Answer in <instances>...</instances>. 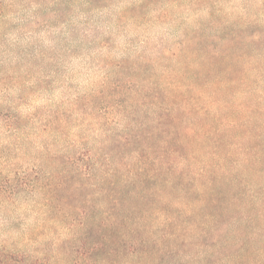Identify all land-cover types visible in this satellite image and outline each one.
Instances as JSON below:
<instances>
[{"label": "clouds", "instance_id": "1", "mask_svg": "<svg viewBox=\"0 0 264 264\" xmlns=\"http://www.w3.org/2000/svg\"><path fill=\"white\" fill-rule=\"evenodd\" d=\"M0 264H264V0H0Z\"/></svg>", "mask_w": 264, "mask_h": 264}]
</instances>
